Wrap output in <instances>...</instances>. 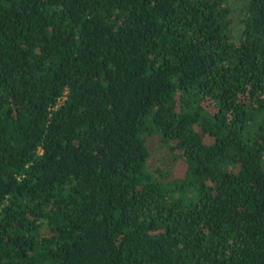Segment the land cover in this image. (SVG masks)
I'll use <instances>...</instances> for the list:
<instances>
[{"label": "trees", "instance_id": "trees-1", "mask_svg": "<svg viewBox=\"0 0 264 264\" xmlns=\"http://www.w3.org/2000/svg\"><path fill=\"white\" fill-rule=\"evenodd\" d=\"M0 264H264V0H0Z\"/></svg>", "mask_w": 264, "mask_h": 264}, {"label": "rangeland", "instance_id": "rangeland-1", "mask_svg": "<svg viewBox=\"0 0 264 264\" xmlns=\"http://www.w3.org/2000/svg\"><path fill=\"white\" fill-rule=\"evenodd\" d=\"M149 156L147 159V164L150 167H156V166H162L165 165L166 156H165V146L163 143H161L158 139L149 141ZM165 162V163H164ZM183 165L179 161H176L174 163V169H176V172L178 173V170L182 168Z\"/></svg>", "mask_w": 264, "mask_h": 264}]
</instances>
